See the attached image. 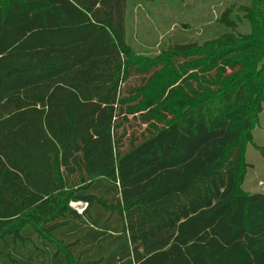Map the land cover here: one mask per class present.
I'll list each match as a JSON object with an SVG mask.
<instances>
[{"label":"trees","instance_id":"1","mask_svg":"<svg viewBox=\"0 0 264 264\" xmlns=\"http://www.w3.org/2000/svg\"><path fill=\"white\" fill-rule=\"evenodd\" d=\"M129 2L0 0V264H264V191L242 187L241 148L221 188L131 234L137 213L168 214L253 141L264 0H226L146 62ZM165 60L200 69L149 92Z\"/></svg>","mask_w":264,"mask_h":264},{"label":"rangeland","instance_id":"2","mask_svg":"<svg viewBox=\"0 0 264 264\" xmlns=\"http://www.w3.org/2000/svg\"><path fill=\"white\" fill-rule=\"evenodd\" d=\"M226 4V0H157L143 1L130 0L128 5V36L129 41L141 62H146L148 57L160 54L164 42L171 43L180 29L188 36L200 33L203 25L211 23L219 14V10ZM165 69L157 77L156 82L149 92L163 93L161 86L166 87L168 93L172 89L176 91L181 81L190 74L200 69V66L190 67L186 71H176L171 68L167 60ZM202 67V66H201ZM166 93V94H167ZM164 94V97L167 95ZM242 149L245 160L244 178L241 185L244 190L256 193L264 191V103L263 111L260 114L259 123L253 130V141L242 142L240 147L234 149L229 160L224 166L218 169L214 175L204 176L196 185L190 196L171 201L165 214L164 211L137 213L138 220L134 222L131 234H140L138 226L143 224L145 229L157 224L155 220L161 221L163 216H174L187 210L190 200L202 202L206 194L213 192L215 184L221 188V183L226 181L229 169L234 165L235 158ZM80 206V205H79ZM165 220V219H164ZM162 222V221H161ZM154 225V226H155ZM143 229V227H142Z\"/></svg>","mask_w":264,"mask_h":264},{"label":"crops","instance_id":"3","mask_svg":"<svg viewBox=\"0 0 264 264\" xmlns=\"http://www.w3.org/2000/svg\"><path fill=\"white\" fill-rule=\"evenodd\" d=\"M165 233V234H164ZM175 234V229H171V231L166 233V232H160L156 237H160L163 236L164 238L162 239L161 243H158L156 245H152V246H148V247H144V246H140V248L138 249V254L137 256H135L136 260H141L144 259L145 257L149 256L150 254L156 252V251H160L163 249H166L170 246V242H171V238L172 236Z\"/></svg>","mask_w":264,"mask_h":264},{"label":"built area","instance_id":"4","mask_svg":"<svg viewBox=\"0 0 264 264\" xmlns=\"http://www.w3.org/2000/svg\"><path fill=\"white\" fill-rule=\"evenodd\" d=\"M72 205L79 207V205L82 206V203L81 202H79V203H72Z\"/></svg>","mask_w":264,"mask_h":264}]
</instances>
